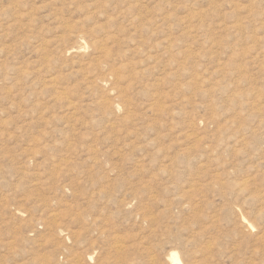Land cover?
Here are the masks:
<instances>
[{
	"label": "rangeland",
	"instance_id": "obj_1",
	"mask_svg": "<svg viewBox=\"0 0 264 264\" xmlns=\"http://www.w3.org/2000/svg\"><path fill=\"white\" fill-rule=\"evenodd\" d=\"M175 252L264 264V0H0V264Z\"/></svg>",
	"mask_w": 264,
	"mask_h": 264
},
{
	"label": "bare ground",
	"instance_id": "obj_2",
	"mask_svg": "<svg viewBox=\"0 0 264 264\" xmlns=\"http://www.w3.org/2000/svg\"><path fill=\"white\" fill-rule=\"evenodd\" d=\"M142 4V3H141ZM128 6V5H127ZM127 6H125V7H127ZM141 6V5H140ZM138 7V6H137ZM143 7V6H142ZM119 10V9H118ZM120 13V12H119ZM132 13V12H131ZM140 17V16H139ZM132 18H134V17H132ZM21 21V20H20ZM148 21V20H147ZM143 22V21H142ZM139 23V22H138ZM144 24V23H143ZM133 25H135V24H133ZM115 29H117V28H115ZM137 29V28H136ZM109 30V29H108ZM108 32H110V31H108ZM112 33H114V32H112ZM130 36V35H129ZM126 41V40H125ZM119 42V41H118ZM129 45V44H128ZM139 48V47H138ZM138 51V50H137ZM100 54V53H99ZM124 56H125V54H124ZM109 57V56H108ZM123 58V57H122ZM243 146V145H242ZM171 260H172V264H181V261H180V257H179V255H178V253H173L172 255H171ZM193 261V260H192ZM188 263V262H187Z\"/></svg>",
	"mask_w": 264,
	"mask_h": 264
}]
</instances>
